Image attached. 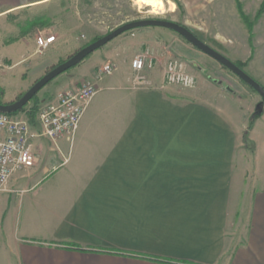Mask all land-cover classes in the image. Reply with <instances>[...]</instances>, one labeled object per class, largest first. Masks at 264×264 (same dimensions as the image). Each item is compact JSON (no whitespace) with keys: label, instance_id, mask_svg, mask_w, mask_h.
Segmentation results:
<instances>
[{"label":"crops","instance_id":"1","mask_svg":"<svg viewBox=\"0 0 264 264\" xmlns=\"http://www.w3.org/2000/svg\"><path fill=\"white\" fill-rule=\"evenodd\" d=\"M40 1L13 2L0 18ZM253 9L254 46L246 59L228 46L237 29L244 36L242 24L224 34L200 10L202 23L193 27L219 52L246 60L264 85V68L253 66L264 54L255 23L264 11L255 19ZM28 26L17 40L30 37L35 48V26ZM145 29L122 32L106 43L100 63L82 60L55 78L53 90H43L41 103L92 78L104 62L115 64L97 80L76 131L54 141L33 136L34 164L14 172L0 192V264H264V103L249 131L251 151L242 133L259 100H243L217 65L209 73L189 60L196 82L182 86L165 82L163 63L148 70L147 84L134 86L138 52L158 64L163 54L168 60L201 52L182 39L158 48V37ZM30 123L39 131L37 119Z\"/></svg>","mask_w":264,"mask_h":264},{"label":"rangeland","instance_id":"2","mask_svg":"<svg viewBox=\"0 0 264 264\" xmlns=\"http://www.w3.org/2000/svg\"><path fill=\"white\" fill-rule=\"evenodd\" d=\"M17 1L24 0H0V9ZM261 2L262 0H243V2H241L242 8H246L247 10V12H245L243 9L244 13L247 14L252 23L254 21L253 14L255 11L253 8H259ZM39 3L41 4L30 8L26 7L30 5H24L22 7H25V10H18L14 13L11 12L4 18H0V24L3 21L4 25L8 24L9 26L7 29L2 28L0 25V87L4 91L2 98L4 101H7V103L18 98L37 78L60 61L68 58L83 44H86L95 38V36L99 37L104 35L116 26L134 19L163 18L174 20L190 27L199 38L203 39L205 36L201 33V28L194 29L193 26L195 25L198 27L199 24L202 23V20L199 18V11L204 10L205 12H209L211 18L210 26L213 27V29L220 30L224 34L228 33V35H230L229 33L231 31L229 27L233 26L234 28L240 26V24L244 26V36L241 35V30L237 29L235 31L236 35L231 37L228 46L231 45L230 47H233V49L239 52L245 59L250 57L254 46L253 39H250L247 36V25L240 18V14H238L239 11L237 6H235V0H43ZM38 15L44 16V20L47 19L48 22L41 27L36 25L33 29L32 37L35 39V37L41 33L57 35V39L53 44L51 43L48 47L38 50L37 46L34 48V43L30 37L7 42L9 38L16 36L17 33H19L18 30L20 31L21 27L27 25L26 20L33 19ZM255 23H258L256 32L260 37L258 49L260 51L261 48V53H263L264 15L261 20L258 22L255 21ZM137 28H146L151 32H154L152 35L158 37L160 40L159 43L154 40V43L158 48L162 43H168L172 47L177 45V41L180 43L179 40L181 38L177 35L176 31L171 28L159 25H146ZM204 32H206V34H208V32L213 33L210 29L208 30L207 27H205ZM116 37L117 36L114 38ZM107 44L111 43L107 42ZM107 46L109 45H106L105 43L95 49L83 59V62H91L93 64L100 63ZM35 49L37 51H35ZM193 52L195 53L191 54L183 52L184 56L182 55L179 58L180 61L184 64L189 60L197 61V63L199 62L201 64L200 66L203 67L206 72L209 71V73L217 71L214 69V66L217 65L218 73H220L219 76L230 81L232 85L240 90H247L246 93H243L244 91L239 93V95L243 97V100H251L254 96H257V99L259 100L258 102L262 100L256 91L247 88L240 82L234 73L225 68L215 58L202 50L201 52ZM220 53L233 62L236 61L231 58V55L225 54L224 50ZM255 53L256 51L254 50L252 56H255ZM170 59L172 58H169L168 60ZM258 59L259 61L256 60L253 62V66L255 64L257 66V62H259L264 68V54H260ZM168 60L167 56L163 54L160 58L161 62L158 64L157 61L154 60L153 67L148 70L152 71L157 68L161 69L158 66H163L165 61L167 62ZM245 62V66H247V61L245 60ZM6 63H8V65ZM78 64L72 66L67 71L75 70ZM4 65H7V67ZM187 66L188 65L186 64V71L190 73ZM245 66L242 69L254 78L255 76H253ZM190 74L194 76L192 73ZM60 76H63V74L61 73V75L59 74L55 78H60ZM55 78L36 93L38 102L40 101L39 97H42L44 94L43 90H46V88H52L53 90V86H55L54 82L57 80ZM254 79L256 80V78ZM40 103L41 102H39L38 107ZM32 105L33 102L29 101L24 109L15 115L26 117L29 120L28 113L31 111ZM36 116L37 111L35 119ZM262 118L263 121L259 123V126L264 127V115Z\"/></svg>","mask_w":264,"mask_h":264},{"label":"built area","instance_id":"3","mask_svg":"<svg viewBox=\"0 0 264 264\" xmlns=\"http://www.w3.org/2000/svg\"><path fill=\"white\" fill-rule=\"evenodd\" d=\"M55 40V35L51 33L35 37L38 50L48 47ZM131 67L134 86L145 85L153 59L148 52L140 51L132 58ZM114 68L113 61L104 62L92 78H84L77 86L63 89L54 98L40 103L36 116L39 131L32 130L26 117L0 111V192L6 189L14 172L34 164L33 136L40 134L54 141L61 136H71L76 131L84 110L98 91L97 80ZM164 78L166 83L182 86H192L195 82L180 59H170L165 63Z\"/></svg>","mask_w":264,"mask_h":264},{"label":"water","instance_id":"4","mask_svg":"<svg viewBox=\"0 0 264 264\" xmlns=\"http://www.w3.org/2000/svg\"><path fill=\"white\" fill-rule=\"evenodd\" d=\"M146 25H159L173 29L178 34L183 36L186 40H188L193 46L207 53L211 57L215 58L220 64L227 67L237 77H239L248 85H250L252 88H254L256 92L261 96L264 102V87L262 86V84L256 81L242 68L237 66L232 60H230L225 55L220 53L218 50H216L215 48L204 42L201 38H199L194 32H192L185 25L180 24L174 20L163 19V18H142V19H134L124 22L116 26L114 29L110 30L106 34L81 46L76 52H74L68 58L57 63L49 70H47L43 75L37 78L18 98H16L15 100L9 103H0V111L10 113L20 109L50 80L55 78L60 73L71 68L72 66L78 64L92 51L104 45L109 40L121 34L122 32Z\"/></svg>","mask_w":264,"mask_h":264},{"label":"trees","instance_id":"5","mask_svg":"<svg viewBox=\"0 0 264 264\" xmlns=\"http://www.w3.org/2000/svg\"><path fill=\"white\" fill-rule=\"evenodd\" d=\"M236 2V6H237V9L239 11V14H240V17L242 18V20L246 23L247 25V29H248V33H249V38L251 39L252 38V27H253V23L252 21L250 20V18L247 16V14L244 13L243 11V8H242V5H241V2L240 0H235ZM264 11V0H262V2L260 3V6L259 8L256 10V13H255V19L258 18L260 16V14ZM44 16L40 15V16H35L34 19L32 20H29L27 22V24H29L28 27L32 28L33 26H44L47 24L48 20H44ZM187 28H189L192 32L193 30L186 26ZM30 30V29H29ZM28 28H21L18 35L16 36H13L11 38L8 39L7 42H12V41H15L17 39H19L20 37H23L24 35H26L28 32H29ZM177 33V32H176ZM177 35L184 41H186L187 43H190L188 40H186L183 36H181L180 34L177 33ZM102 36V35H101ZM100 37V36H99ZM98 37L95 36V38H93L91 41L97 39ZM87 44V43H86ZM191 44V43H190ZM85 45V44H83ZM82 45V46H83ZM195 47V46H194ZM198 49V48H197ZM88 56V55H87ZM61 62V61H60ZM234 63L239 66L240 68H243L246 64L245 61H241V60H236L234 61ZM224 66V65H223ZM225 67V66H224ZM227 68V67H225ZM228 69V68H227ZM68 70V69H67ZM66 70V71H67ZM229 70V69H228ZM230 71V70H229ZM233 73V72H232ZM238 79L240 80L241 83H243L247 88H249L250 90H253V91H256L254 88H252L250 85H248L246 82H244L242 79H240L238 77ZM51 81V80H50ZM49 81V82H50ZM264 87V85H262ZM4 93L3 89L0 87V103H7V101H4L3 98H2V94ZM37 94H35L29 101H32L33 102V105H32V108H31V111L28 113V118L31 122H33L35 120V114H36V111H37V107H38V104L39 102L37 101ZM262 99V98H261ZM28 101V102H29ZM28 102L23 106L21 107L20 109L14 111V112H10L8 114H16L18 113L19 111H22L24 109V107L28 104ZM263 100H261L260 102H258V105H256V108H255V111L249 116L248 118V124L246 126V128L244 129L243 133H242V142L244 144V147L249 149V150H253L254 149V143L253 141L249 138L248 136V133L250 131V129L252 128L255 120L262 114L263 112V109H262V104H263ZM75 247L77 248H80L79 246L77 245H74ZM150 259L152 260H156V261H161V262H167V263H178V261H174L170 258H166V257H156V256H148Z\"/></svg>","mask_w":264,"mask_h":264}]
</instances>
